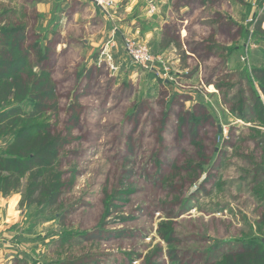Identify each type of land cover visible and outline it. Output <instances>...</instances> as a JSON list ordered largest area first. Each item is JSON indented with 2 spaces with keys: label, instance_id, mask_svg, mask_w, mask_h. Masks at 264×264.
<instances>
[{
  "label": "rangeland",
  "instance_id": "obj_1",
  "mask_svg": "<svg viewBox=\"0 0 264 264\" xmlns=\"http://www.w3.org/2000/svg\"><path fill=\"white\" fill-rule=\"evenodd\" d=\"M112 1L105 12L92 0H0V16L27 27L25 47L36 44L25 77L43 68L56 82L61 119L46 122L72 140L59 206H23L26 180L4 198L18 254L3 264H225L222 252L264 242L251 74L264 67V0H120L122 15ZM127 40L150 51V69L132 62ZM71 104L82 108L72 129Z\"/></svg>",
  "mask_w": 264,
  "mask_h": 264
},
{
  "label": "trees",
  "instance_id": "obj_2",
  "mask_svg": "<svg viewBox=\"0 0 264 264\" xmlns=\"http://www.w3.org/2000/svg\"><path fill=\"white\" fill-rule=\"evenodd\" d=\"M14 13L15 10L6 12L5 16ZM3 18L4 15H1L0 140L9 139L10 142L0 150V198L19 193L26 180L22 205L53 209L60 205L66 191V172L60 169V165L62 153L72 140L65 131H59L55 124L46 122V115L51 112L53 117L55 115L56 123L61 119L60 96L52 72L42 68L40 73L33 74L34 79L25 77L27 73L24 67L32 56L31 52L36 49V44L34 47H25L24 39H20L27 27L19 21L12 24ZM262 22L256 30L264 38ZM166 38L171 41L169 45L180 47L174 37L167 35ZM45 54L43 58L50 55L48 52ZM29 69L34 71L32 66ZM251 74L258 85L259 93L254 95L264 125V67L253 69ZM24 104L30 105L32 110L26 112ZM81 110L77 104L70 105V129L79 125ZM184 126L194 128L190 116L185 118ZM193 133L190 134L197 136ZM222 253L225 254V264H264V242H247L241 244L238 251ZM170 257L177 259L175 252Z\"/></svg>",
  "mask_w": 264,
  "mask_h": 264
},
{
  "label": "crops",
  "instance_id": "obj_3",
  "mask_svg": "<svg viewBox=\"0 0 264 264\" xmlns=\"http://www.w3.org/2000/svg\"><path fill=\"white\" fill-rule=\"evenodd\" d=\"M116 1L118 4L117 9L119 10V13L121 12V15H122L123 11L121 10L122 5H120V2H119L120 0H116ZM135 1H137V0H135ZM162 1L164 3L165 0H162ZM170 1L171 0H168V2H170ZM148 2L150 4L153 2V0H149ZM122 3L130 5V4L134 3V0H123ZM173 5H174V2H173ZM188 6H189V3H185L184 10H182L181 12L188 11ZM168 12L172 13L171 8L168 9ZM110 15H108V16H110ZM163 15H161L159 17L163 18L164 17ZM171 16L173 17V14ZM114 18L121 21L120 18H118V16H115L113 14L111 16V19H114ZM169 20H170V17H167V21H169ZM202 20H204V18H202ZM115 31L117 32L118 29H115ZM128 32L132 33V30H129ZM113 46H117L115 41L113 42ZM121 46L122 45H120V47ZM12 211H13L12 205L8 201H5L4 198H0V264L4 263V261H5L4 257L6 254H8V253H11V254L17 253L18 254V252H16V245H13L11 243V240L18 235V234H15L14 236H12L14 233L12 231V229H14V228H12L14 224H13V222L10 223V220L12 219V217H11ZM10 228H12V229H10ZM3 237L5 240L2 239ZM10 257H12V256H10Z\"/></svg>",
  "mask_w": 264,
  "mask_h": 264
},
{
  "label": "built area",
  "instance_id": "obj_4",
  "mask_svg": "<svg viewBox=\"0 0 264 264\" xmlns=\"http://www.w3.org/2000/svg\"><path fill=\"white\" fill-rule=\"evenodd\" d=\"M97 4L98 7H101L103 11L108 12L107 9H115V2L112 0H92ZM126 51L131 58L132 62L144 69H150L149 64L153 62L150 55V51L141 46V43H138L134 40H127Z\"/></svg>",
  "mask_w": 264,
  "mask_h": 264
}]
</instances>
